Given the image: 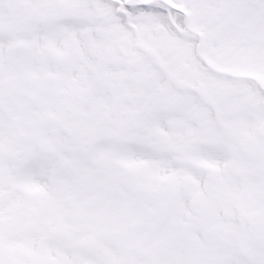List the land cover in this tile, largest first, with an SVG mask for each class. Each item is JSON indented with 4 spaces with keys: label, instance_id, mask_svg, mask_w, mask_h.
Masks as SVG:
<instances>
[{
    "label": "snow or ice",
    "instance_id": "snow-or-ice-1",
    "mask_svg": "<svg viewBox=\"0 0 264 264\" xmlns=\"http://www.w3.org/2000/svg\"><path fill=\"white\" fill-rule=\"evenodd\" d=\"M0 264H264V0H0Z\"/></svg>",
    "mask_w": 264,
    "mask_h": 264
}]
</instances>
